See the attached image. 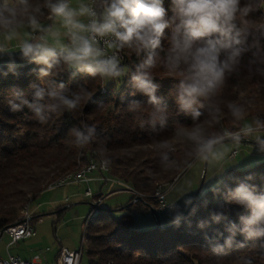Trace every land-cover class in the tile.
Returning <instances> with one entry per match:
<instances>
[{
  "label": "clouds",
  "instance_id": "clouds-1",
  "mask_svg": "<svg viewBox=\"0 0 264 264\" xmlns=\"http://www.w3.org/2000/svg\"><path fill=\"white\" fill-rule=\"evenodd\" d=\"M164 4L165 0H0V79L20 78L23 66L34 65L28 75L38 81L30 83L28 91L18 85L8 89L9 111L28 109L30 118L46 124L53 116L92 102L93 93L84 83L71 87L77 76L99 77L105 84L127 77L128 95L147 98L146 103L129 100L128 111L142 129L158 135L170 116L168 103L157 94L161 85L154 82L153 69L159 66L178 80L169 91L176 115L192 122L179 124L171 140L155 142L162 171L178 173V181L198 163L223 161L245 141L264 157V118L257 115L246 122L252 100L227 103L235 129L210 132L204 126L221 123L224 109L219 97L229 81L264 84V24L251 18L264 10V0H170L171 15ZM125 50L139 59L134 70L122 63ZM69 135L78 149L96 144L100 167H111L109 137L99 136L95 124L81 120ZM177 144L184 145L181 160L173 156ZM224 175V169L218 170L212 177L216 183L210 180L208 189L224 203L196 227L203 231L223 223L218 239L206 236L215 257L254 250L264 261V181L257 183L256 174L248 172L228 183ZM195 199L187 194L183 209L168 206L172 226L180 227L184 210L195 215ZM207 204L205 200L203 206ZM187 225L191 227L190 220ZM235 264L257 261L244 255Z\"/></svg>",
  "mask_w": 264,
  "mask_h": 264
},
{
  "label": "trees",
  "instance_id": "trees-1",
  "mask_svg": "<svg viewBox=\"0 0 264 264\" xmlns=\"http://www.w3.org/2000/svg\"><path fill=\"white\" fill-rule=\"evenodd\" d=\"M164 7L171 15L170 0H165ZM251 18L257 24H264V10L254 13ZM164 44L166 46L167 42L164 41ZM126 51L121 53L124 57L122 63L134 70L139 59ZM31 67L34 65L23 66L20 78L9 76L0 79V230L18 222L24 216L25 206L50 184L86 167L91 160L99 161L96 144L78 149L72 143L74 138L69 135L70 128L85 120L97 126L99 136L109 137L107 155L112 158L113 164L108 168V173L133 192L127 203L133 201L137 194L142 197L120 210L119 216L103 209L107 207L90 206L82 233V255L85 248L87 264H235L236 258L244 255L251 256L257 264H264L254 250L246 253L233 251L222 258L211 253L206 236L218 239L217 231H223V223L213 224L203 231L196 224L199 220H209V214L224 201L214 197L208 189L200 192L195 199L192 205L196 209L195 215L189 209L180 227L166 226L170 224L168 220L160 222L163 227L134 229L136 214L151 213L150 207L158 210V202L153 197L156 189L164 190L178 175L161 170L159 152L155 148L156 141L171 140L173 130L179 124L192 123L189 117L176 115L174 99L169 95V91L178 83L176 78L169 76L159 66L153 69L154 82L161 85L157 94L168 103L170 112L167 127L154 135L142 129L127 109L131 99L145 103L147 100L139 94L136 97L128 95L131 89L127 86V77L105 84L99 77L77 76L71 87L75 89L77 84L84 83L93 93L92 102L86 105L82 103L81 110L53 116L46 124L30 118L32 114L28 109L22 113H12L6 103L10 95L8 89L18 85L28 91L30 83L38 82L35 76L28 75ZM247 100H252L253 104L246 120H252L257 115L264 118V84L248 80L229 81L219 97L220 106L224 109L221 123H206L204 126L210 132L235 129L237 125L228 114L226 105L230 101L244 103ZM98 103H102V106L97 107ZM176 148L173 156L181 160L184 145L177 144ZM248 172L256 174L257 183L264 181V158L245 169L227 170L224 179L231 183V178L242 177ZM205 200L207 207L203 206ZM93 209H96L95 214L91 213ZM229 218L236 217L230 215ZM189 220L191 227L187 225ZM35 221L33 217L31 223Z\"/></svg>",
  "mask_w": 264,
  "mask_h": 264
},
{
  "label": "rangeland",
  "instance_id": "rangeland-1",
  "mask_svg": "<svg viewBox=\"0 0 264 264\" xmlns=\"http://www.w3.org/2000/svg\"><path fill=\"white\" fill-rule=\"evenodd\" d=\"M126 52L128 55L130 54V52ZM250 121L251 120H246V122ZM262 158L264 157L259 156L255 152L253 144L244 142L239 149L234 150V153H229L223 161L206 165L205 177L200 192L204 193L205 190L211 187V184L216 183L212 177L218 170L224 169L226 173L229 169H245L261 161ZM204 166L205 165H200L198 163L193 169L180 176L178 181L175 178L168 187L162 190L166 195V203L178 204L183 209V200L187 194L193 196L200 182ZM105 176L108 180L99 179L102 177V174L99 173V177L97 176L96 179L100 182H98V184H89V188L87 189L90 190L91 196H86L84 194L87 189L85 185L80 182L68 183L51 189L47 188L42 191L26 205L27 207L29 206L28 211L31 216L36 219L33 223L34 233L30 238L28 237L14 243L10 247V251L19 254L23 258H32L37 255L42 264H47L54 261V257L61 247L78 249L81 244L83 245L82 233L84 229V219L90 211V203L96 198L101 199V195L98 194L99 192H101L102 197L105 198L106 193L112 190V188H108L107 183L113 181V183H115L113 189L120 191L117 192L115 197H113V195L108 197L107 200L101 204L102 207L106 205H110L111 208H115L116 205L121 207L126 204L130 194H133L129 186L112 178L108 172ZM210 180L211 184H209ZM173 185L172 191H169V187ZM158 189L161 190V188ZM137 195L141 197L140 194ZM91 213L95 214L96 209H93ZM120 214L121 211L113 212L114 216H119ZM156 214L159 222H166L169 220L167 219L170 217L169 209L156 210ZM157 226L156 219L152 213L142 212L135 215L134 229H149ZM8 242V236L2 234L0 237L1 257H4L6 253L5 246ZM87 262L88 258L84 248L81 263L87 264Z\"/></svg>",
  "mask_w": 264,
  "mask_h": 264
},
{
  "label": "built area",
  "instance_id": "built-area-1",
  "mask_svg": "<svg viewBox=\"0 0 264 264\" xmlns=\"http://www.w3.org/2000/svg\"><path fill=\"white\" fill-rule=\"evenodd\" d=\"M92 172H99L102 174V177L99 179L108 180L106 178L105 174L108 172V168L104 169L101 168L100 165L95 162V160L90 161V165L86 170H79L76 172L75 178L71 180H64L59 183L58 186L68 184V183H77L81 181H87L89 180L88 174ZM84 194L86 196H91L90 190L87 189ZM153 197L158 202V210L161 209H169V205L165 201V193L164 191L160 189H156ZM101 204V199L96 198L95 200H92L91 205L96 207ZM32 216L30 213H28L26 216H23L18 222L14 223L12 226H9L8 228H5V234L9 237L10 242L14 243L19 240L28 238L32 236L34 233V227L31 223ZM82 244L78 249H68L61 247L54 259V261L47 263V264H82ZM39 260L38 256L35 255L32 258H21L16 255L8 254L5 257L0 256V264H37V261Z\"/></svg>",
  "mask_w": 264,
  "mask_h": 264
},
{
  "label": "crops",
  "instance_id": "crops-1",
  "mask_svg": "<svg viewBox=\"0 0 264 264\" xmlns=\"http://www.w3.org/2000/svg\"><path fill=\"white\" fill-rule=\"evenodd\" d=\"M13 43H15V41L13 42ZM97 176L99 177V172H92V173H90V174H88V178H89V180H87V181H81L80 183H83L84 185H85V187H86V189L87 188H89V184L90 183H97L98 184V182H100V181H98V179H96L97 178ZM107 183V182H106ZM106 183H104V184H106ZM101 184H102V182H101ZM108 184V188H112V190H110V191H108L107 193H106V195H105V198H103L102 197V194H101V192H99L98 194H100L101 195V204L102 203H104V201L105 200H107V198L108 197H110L111 195H113V197H115V195L117 194V192H119L120 190H117V189H113V187L115 186V183H113V181H110V182H108L107 183ZM106 184V185H107ZM85 189V190H86ZM125 191H127V190H125ZM129 192V191H128ZM165 197H166V195H165ZM123 203V202H122ZM127 203V202H126ZM101 204L99 205V206H101ZM90 206H91V203H90ZM117 206V205H116ZM115 206V208H119L118 206L116 207ZM103 207H107L108 209H110L111 208V206L110 205H106V206H103ZM170 218V217H169ZM169 218H167V219H169ZM9 238V237H8ZM30 238V237H29ZM18 242V241H17ZM17 242H14V243H17ZM14 243H11L10 242V239H9V242H8V244L5 246V255H4V257L6 256V255H8V254H12V255H16V256H19V257H21V258H23L22 256H20L19 254H17V253H13V252H11L10 251V247L14 244ZM58 253V252H57ZM57 255V254H56ZM3 257V256H2ZM56 257V256H55ZM54 257V258H55ZM37 264H42L41 262H40V259L37 261Z\"/></svg>",
  "mask_w": 264,
  "mask_h": 264
},
{
  "label": "water",
  "instance_id": "water-1",
  "mask_svg": "<svg viewBox=\"0 0 264 264\" xmlns=\"http://www.w3.org/2000/svg\"><path fill=\"white\" fill-rule=\"evenodd\" d=\"M245 143L253 144L251 141H245ZM205 167H206V165L204 166V168H203V170H202V175H201V178H200V182H199V184H198V186H197V188H196V190H195V192H194V194H193V196H194L195 198H197V196L199 195L200 189H201L202 184H203V180H204L205 172H206V168H205ZM140 199H141V197H140L139 195H136L133 201L140 200ZM133 201H131V202H129V203H126L125 205H123V206H121V207H119V208H110V209L103 208V209H104V210H109L110 212L120 211V210H122V209L128 207ZM96 207H97V206H96ZM188 210H189V209H187L186 211H184V215H185V213H186ZM150 212H151V213L153 214V216L155 217L158 227H163V226L160 224V222H159V220H158V217H157V214H156V211L153 209V207H150ZM170 225H171V224H168V225H166V226H170ZM8 226H9V225H8ZM6 227H7V226H6ZM6 227H5V228H6ZM5 228H2V229L0 230V237L2 236V233H3V231H4Z\"/></svg>",
  "mask_w": 264,
  "mask_h": 264
},
{
  "label": "bare ground",
  "instance_id": "bare-ground-1",
  "mask_svg": "<svg viewBox=\"0 0 264 264\" xmlns=\"http://www.w3.org/2000/svg\"><path fill=\"white\" fill-rule=\"evenodd\" d=\"M95 162H97V163L100 165L99 161H95ZM89 165H90V163H89L86 167H83V168H81V169H79V170H86V169L88 168ZM79 170H78V171H79ZM78 171H75L74 173L66 174L65 176H63V177H61L60 179H58L56 182L50 184V185L48 186V188L51 189V188H53V187L58 186L59 183H60L61 181H64V180H71V179L75 178V176H76V172H78ZM28 213H29V211H28V207L26 206V210H25V212H24V216H26ZM12 225H13V224H11V225H9V226H12ZM9 226H7L6 228H8ZM3 233H5V229H4ZM3 233H2V234H3Z\"/></svg>",
  "mask_w": 264,
  "mask_h": 264
}]
</instances>
